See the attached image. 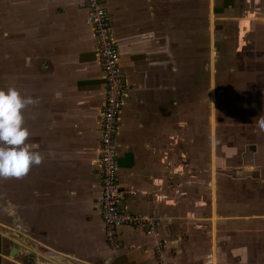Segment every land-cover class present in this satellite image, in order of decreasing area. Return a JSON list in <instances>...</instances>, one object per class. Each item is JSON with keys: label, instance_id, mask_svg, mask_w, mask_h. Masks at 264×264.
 Instances as JSON below:
<instances>
[{"label": "crops", "instance_id": "0c3cea01", "mask_svg": "<svg viewBox=\"0 0 264 264\" xmlns=\"http://www.w3.org/2000/svg\"><path fill=\"white\" fill-rule=\"evenodd\" d=\"M16 3L22 19L6 23L21 37L17 86L34 100L23 110L26 143L42 160L23 176L1 178L0 264H52L42 262L41 248L68 264H160L159 255L169 264H244L226 255L235 248L243 259L244 208L264 217L256 208L264 207V130L257 124L264 116V0H244V28H238L244 33L236 49L244 60L240 184L218 175L217 142L226 136L211 129L216 70L205 62L210 49L208 41L202 45L200 0H105L126 84L117 149L128 194L120 209L161 220L154 237L121 227L117 248L106 242L96 205L105 83L83 0ZM215 13L239 19L227 15L240 10Z\"/></svg>", "mask_w": 264, "mask_h": 264}, {"label": "rangeland", "instance_id": "374dc122", "mask_svg": "<svg viewBox=\"0 0 264 264\" xmlns=\"http://www.w3.org/2000/svg\"><path fill=\"white\" fill-rule=\"evenodd\" d=\"M16 1L17 0H0V88L6 90L8 87H15L19 90L20 94L23 95L22 83L20 82V87L17 86L19 82L17 74L21 72L22 67H19L16 61L18 53L23 51L18 49L19 47L16 45V41L20 40L21 37L17 39L16 28L14 26L7 27L6 23L8 18L13 22H16L17 19H22L16 12ZM235 5L236 8L240 10V13H233L234 15L228 14L227 16H237L239 19H229V17L220 18L218 13L212 14V10L214 11V9L215 12H218L221 8L227 9L230 6L235 8ZM212 6L213 9H211ZM200 9L202 45L204 42L208 41L204 45H207L210 49V60H206L205 62H209L208 68L216 70V89L210 96L211 101L213 98L215 100V102L212 103L211 110V129L212 132L215 131L214 136H226V138L218 139L217 142L218 169L220 168L219 171H222L218 172L220 173L218 175L221 176V178L226 177L228 181L240 184L238 182H244V132L241 131L240 126V123L244 122V60L242 61V56L239 55L240 51H236V49H239L240 46H244V42H242L239 37L241 34L238 33L239 27L244 28V0H200ZM4 19L5 23L3 21ZM4 24L5 28H3ZM243 34L244 33H242V35ZM209 37L210 39L208 40ZM7 40L9 41L8 45H6ZM214 47H216V49H214ZM204 50L205 48L202 47V54ZM212 51L213 55L211 53ZM2 55L3 59L1 58ZM4 57L8 59L10 63L9 68H11V70H7L8 68L5 66L6 60L4 61ZM21 62H23V59H21ZM205 62H203L202 58V66ZM27 63L29 62L27 61ZM4 66L6 70H4ZM17 67L20 69L18 68L19 70H17ZM7 74H13L12 77H10L11 79L8 86L6 83ZM26 80L32 83L34 79L26 78ZM206 115H208L207 110ZM205 126H207V122ZM226 146L233 148V152H231L232 150L230 152L227 151ZM225 157H229L227 168L222 166L224 165ZM1 178L3 177H0V198ZM254 184L256 185L255 182ZM235 189L234 187V190ZM256 208L264 210L263 206H256ZM245 209L246 207L244 208L243 259L241 258L240 251H235V248L230 253H227L226 258L228 261L234 263L242 260L244 264H264V225L262 223H257V221H262L264 219V217L260 216L263 215V213H256L254 214L255 217L252 218V216H249L250 212ZM257 215L260 216L262 220L256 219ZM38 239L44 244L48 243L46 237L41 236ZM259 249L262 251H257ZM46 252L47 250H45V248H41V256L44 255L47 259L49 257L46 255ZM46 259L42 257V262L43 260L47 261ZM50 260L52 259L50 258ZM164 260L166 259L164 258ZM65 264L68 263L65 261Z\"/></svg>", "mask_w": 264, "mask_h": 264}, {"label": "built area", "instance_id": "2783aa9c", "mask_svg": "<svg viewBox=\"0 0 264 264\" xmlns=\"http://www.w3.org/2000/svg\"><path fill=\"white\" fill-rule=\"evenodd\" d=\"M83 7L88 15L105 83V103L99 117L97 159L101 174V193L96 205L104 224L106 242L111 248H117L121 227L140 228L147 236L154 237L159 234L161 220L154 215L133 214L120 209L121 201L128 194L119 181L117 149L126 90L119 63L121 54L113 36L105 0H83ZM162 247L163 244L159 242L157 250L160 251ZM158 260L160 264H169L162 255L158 256Z\"/></svg>", "mask_w": 264, "mask_h": 264}, {"label": "clouds", "instance_id": "9594fccd", "mask_svg": "<svg viewBox=\"0 0 264 264\" xmlns=\"http://www.w3.org/2000/svg\"><path fill=\"white\" fill-rule=\"evenodd\" d=\"M32 103L31 96H22L15 87L0 88V177L23 176L42 160L41 154L30 150L26 143L29 132L24 126L23 110ZM257 124L264 130V116Z\"/></svg>", "mask_w": 264, "mask_h": 264}, {"label": "water", "instance_id": "95a60500", "mask_svg": "<svg viewBox=\"0 0 264 264\" xmlns=\"http://www.w3.org/2000/svg\"><path fill=\"white\" fill-rule=\"evenodd\" d=\"M46 254H48V252H46ZM44 258V257H43ZM68 259V258H67ZM65 261L67 262L66 258L60 260V262H58L59 264H65ZM72 261V260H71ZM72 264H74V261H72Z\"/></svg>", "mask_w": 264, "mask_h": 264}, {"label": "bare ground", "instance_id": "6f19581e", "mask_svg": "<svg viewBox=\"0 0 264 264\" xmlns=\"http://www.w3.org/2000/svg\"><path fill=\"white\" fill-rule=\"evenodd\" d=\"M12 255H14V253L12 254ZM46 258V257H45ZM49 261H50V259L49 258H47ZM52 259V258H51ZM54 260V261H53ZM58 260V262H60V260L59 259H57ZM56 260L53 258L52 260H51V262H52V264H59L58 262H55Z\"/></svg>", "mask_w": 264, "mask_h": 264}]
</instances>
